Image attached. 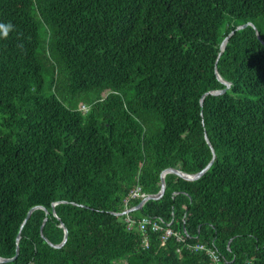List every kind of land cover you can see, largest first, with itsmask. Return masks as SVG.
Here are the masks:
<instances>
[{
  "label": "trees",
  "instance_id": "1",
  "mask_svg": "<svg viewBox=\"0 0 264 264\" xmlns=\"http://www.w3.org/2000/svg\"><path fill=\"white\" fill-rule=\"evenodd\" d=\"M0 24V264H264V0H0ZM213 153L128 202L172 229L144 246L128 192Z\"/></svg>",
  "mask_w": 264,
  "mask_h": 264
},
{
  "label": "water",
  "instance_id": "2",
  "mask_svg": "<svg viewBox=\"0 0 264 264\" xmlns=\"http://www.w3.org/2000/svg\"><path fill=\"white\" fill-rule=\"evenodd\" d=\"M247 25H252V24H251L250 22L243 23V24L237 25V26L235 27V29H241V28H243V27H245V26H247ZM252 26H253V25H252ZM253 27H254V26H253ZM232 32H233V31H231V32L229 33V35H230ZM229 35H228V36H229ZM228 36H226V37L221 41L220 50H223L224 45H225V43H226V41H227ZM220 81H222V82L225 84V88L220 89V90L208 91V92L204 93V94L201 96V98H200V104H202L203 98H204V96H205L206 94H208V93H211V94L222 93V92L225 91L226 88L229 87L230 83H229L228 81H225V80H223V79H220ZM207 143L210 145V143H209L208 140H207ZM210 147H211V146H210ZM211 149H212V147H211ZM212 152H213V150H212ZM214 156H215V155H214V153H213V156H212L211 160L206 164V166H205L204 168H202L200 171H198V172H196V173H194V174L184 173V172H182V171H180V170H178V169H175V168H168V169L164 170V171L162 172V174H161V186H160V189H159L158 193H157V194H154V195H146L142 200L139 201V203L134 207V209H140V208L143 206L144 202L147 201L148 199L159 198V197L163 194L164 189H165L164 174H165L166 172H172V173H175V174H177V175H179V176H182V177H184V178H186V179L193 180V179H196V178L200 177V176H201V175H202V174H203V173L209 168V166H210L211 163L213 162ZM35 207H41V208H43V209L45 210V213L47 212V210H46L43 206H35ZM35 207H31V208L27 211L26 216H25V218L23 219V222H22V224H21V226H20V229H21L22 225L24 224V222L26 221V219L29 217L31 211H32ZM130 210H132V209H130ZM125 212H126V211H123L122 214H125ZM44 221H45V218L43 219L42 224H41L40 227H42ZM60 226L63 228V238H62V240H61L59 243H52V242L48 241V240L43 236V234H41V235L43 236V238H44V239H45V240H46V241H47L52 247H60V246L63 245V244L65 243V241H66V238H67V229L65 228V226H64L62 223L60 224ZM19 239H20V232H18L17 235H16V240H15V241H16V250H15V254H14L12 257H1V256H0V262L11 261V260H13V259L16 257V255H17V250H18V241H19Z\"/></svg>",
  "mask_w": 264,
  "mask_h": 264
},
{
  "label": "built area",
  "instance_id": "3",
  "mask_svg": "<svg viewBox=\"0 0 264 264\" xmlns=\"http://www.w3.org/2000/svg\"><path fill=\"white\" fill-rule=\"evenodd\" d=\"M82 109L85 110L86 107L82 106L81 107ZM141 196V199L142 200L145 196L143 194H141L140 192V186H135L133 187L127 194V196L124 198L123 200V203H124V206H125V209L124 211L125 212V215H126V221L128 222V227H131L133 225H136L138 230L142 233V244L144 246H147L148 244V239H147V236H146V228L148 226L151 227L152 230H162V239H166L168 236H170L172 234V229L169 227V224H166L164 227L161 226L158 222H156L155 220L151 219V218H148V217H142L138 220H135V219H132L130 216H129V212H130V209L129 207H127L128 205V202L131 200V199H134L136 197H140ZM181 236H177V239H180ZM195 250L196 249H204V246L201 245V244H198V245H195L193 247ZM206 253L208 254V256L211 258V260H215V256L212 254L211 251L209 250H206Z\"/></svg>",
  "mask_w": 264,
  "mask_h": 264
},
{
  "label": "clouds",
  "instance_id": "4",
  "mask_svg": "<svg viewBox=\"0 0 264 264\" xmlns=\"http://www.w3.org/2000/svg\"><path fill=\"white\" fill-rule=\"evenodd\" d=\"M12 26L10 24H0V34H2L4 37H7L8 32L11 30Z\"/></svg>",
  "mask_w": 264,
  "mask_h": 264
}]
</instances>
